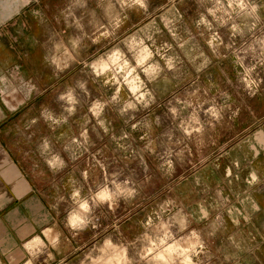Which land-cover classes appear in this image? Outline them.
Listing matches in <instances>:
<instances>
[{
  "label": "rangeland",
  "instance_id": "1",
  "mask_svg": "<svg viewBox=\"0 0 264 264\" xmlns=\"http://www.w3.org/2000/svg\"><path fill=\"white\" fill-rule=\"evenodd\" d=\"M145 3L0 0V29L8 35L0 40L1 95L15 113V151L60 208L56 229L39 240L44 254L29 259L80 264L91 253L96 264H181L183 256L192 264H264V155L253 138L264 122V0H245V11L229 9L228 0ZM210 8L220 9L216 19ZM201 15L210 29L197 25ZM213 33L219 40L210 47ZM139 40L154 54L146 63L164 68L154 79L139 72V80L117 85L93 74L89 65L109 49L139 56ZM161 56L171 57L174 69ZM252 67L257 83L247 87L241 78ZM137 87L150 92L151 102L121 112ZM69 89L72 103L58 99ZM116 184L125 195L115 211L94 209L98 229L76 237L64 227L65 214L92 199L94 189L108 185L117 195ZM127 189L135 195L127 198ZM194 245L202 246L197 255Z\"/></svg>",
  "mask_w": 264,
  "mask_h": 264
},
{
  "label": "clouds",
  "instance_id": "2",
  "mask_svg": "<svg viewBox=\"0 0 264 264\" xmlns=\"http://www.w3.org/2000/svg\"><path fill=\"white\" fill-rule=\"evenodd\" d=\"M119 2L122 5H124V4H128L129 0H119ZM215 3L217 5H220L221 0H215ZM131 5H139L140 8H146L145 0H131ZM233 6H235V8L239 9L240 11H245L247 7L245 0H228L227 7L229 9H232ZM218 11H220L219 8L216 9L210 8L208 9V14L210 16H213L214 19H216L217 18L216 12ZM250 11L252 13H255L257 11V6L255 4H252ZM220 23L223 24L225 23V21L220 20ZM197 25L198 26L204 25L209 29L212 27V25L203 15L200 16L199 20L197 21ZM232 30L233 32L238 31L236 25L232 26ZM104 35L107 36L108 33L105 32ZM148 39H151V37H149ZM135 40H137V37L133 36L130 38L129 43ZM218 40H219V36L213 33L212 37L208 40L209 46L211 47L213 45V42ZM124 47L127 48L128 45L125 44ZM138 49L140 53L139 56H137V53L133 51L131 48L128 49V51L132 54L131 59L128 58L127 54L120 47L109 49L101 57H98L96 60H94L89 65V67L92 69V72L96 77H103L105 79V83H114L119 85L124 81H128L129 77H134L135 79L139 80V75H138L139 72H143L145 73V75L151 73L153 74V79H154L155 75H158L160 72H162L164 68H162L158 62L146 63L152 60L154 54L149 49V47L145 45L144 40L138 41ZM161 59L165 61L164 67H166L168 70L174 69L175 64L171 57L161 56ZM254 71H255L254 67L247 68L245 70L244 77L241 78V83H243L247 87H251L252 85L256 84L257 82L251 79V75H250ZM80 87L83 88L84 85L81 84ZM120 91L121 88L116 87L115 92L111 97V100L113 102L118 100ZM129 92L134 99L128 100V102L124 104L123 108L120 109L121 112H124L128 109H135L137 107V104H142L144 107H147L148 104L151 102V94L147 90L142 91L140 88L137 87V88L129 89ZM58 99L66 101L68 103H72L74 100V97L72 96V90L69 89L68 92L61 94L58 97ZM177 102L179 103V101ZM68 111L71 113L73 109L68 108ZM169 111L172 113L173 117L177 115V109L175 107H171ZM208 112L210 113L213 119L218 120L220 118V113L214 107H209ZM94 115H98V113H94ZM50 118L51 117H49V119ZM98 123L100 127L103 128L105 132H107V129L104 128V122L98 121ZM132 127L136 128V125L133 124ZM202 130H203L202 126L193 129V131L197 133L201 132ZM185 132L188 135H191V132H188L187 129H185ZM164 163L169 170L172 169L171 160H166ZM249 176L253 182L257 180V174L255 172H249ZM96 192H99L100 194L95 195ZM115 192L117 193V195L112 194V189L108 185H105L100 189H94L92 199L79 202L76 206L75 211L70 209L69 212L65 214L64 227L68 229L69 232H71L72 235L76 237H79L81 234L85 233L89 229V227H91L92 229H98L99 224L97 222H94L91 218L94 214V209H99L101 206H106L109 210L115 211L118 197H123L125 195V189L121 188L119 184H116ZM126 195L127 198L133 197L135 195V190L127 189ZM165 203L166 204L170 203V201H166ZM148 223H151V220H149ZM180 227L181 229L184 228L183 221L180 222ZM192 235L196 237L197 233L193 231ZM33 241L34 242H26L24 244V248L27 249L34 258H39L44 254L43 246L39 244L36 238H33ZM106 242L110 243V241H106ZM29 243H33V246L31 248H29ZM58 243H59V238L57 237L52 242V247L57 248ZM197 247H202V246L194 245L193 248L191 249L192 255L198 254L196 252ZM156 258L161 261H164L165 259L164 256H159ZM47 259L48 260L53 259L51 253H48ZM28 264H32V261H29ZM80 264H96V261L91 253H87L80 260ZM117 264H119V262H117ZM165 264H167V261H165ZM181 264H192V260L189 258V256H183V259L181 260Z\"/></svg>",
  "mask_w": 264,
  "mask_h": 264
},
{
  "label": "crops",
  "instance_id": "3",
  "mask_svg": "<svg viewBox=\"0 0 264 264\" xmlns=\"http://www.w3.org/2000/svg\"><path fill=\"white\" fill-rule=\"evenodd\" d=\"M0 32V40L8 38L5 28ZM5 68L0 61V264H28L30 253L24 244L34 242L33 238L39 242L40 238H46V230L56 229L60 208L50 188L40 183L15 151V113L7 106H12L10 101L7 98L3 101L1 95ZM260 117L264 119V115ZM262 125L253 138L263 156L264 122ZM32 246L29 243V248Z\"/></svg>",
  "mask_w": 264,
  "mask_h": 264
}]
</instances>
